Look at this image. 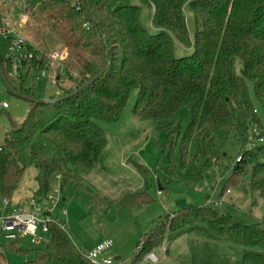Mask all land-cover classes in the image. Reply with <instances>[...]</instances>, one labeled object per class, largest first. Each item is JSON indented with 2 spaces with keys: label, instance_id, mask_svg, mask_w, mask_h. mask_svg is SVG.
I'll return each mask as SVG.
<instances>
[{
  "label": "trees",
  "instance_id": "trees-1",
  "mask_svg": "<svg viewBox=\"0 0 264 264\" xmlns=\"http://www.w3.org/2000/svg\"><path fill=\"white\" fill-rule=\"evenodd\" d=\"M84 1L96 27L79 0L66 5L67 11L54 12L53 2L38 0L28 2L24 9L25 18H31L26 30L34 33L37 44L27 38L34 46H43L49 53L52 45L60 43L68 51L66 61L57 68L56 83L63 71L75 88L61 90L46 103L31 102L27 118L6 134L0 146V199L12 197L18 189L26 170L20 149L35 134L57 150L51 153L42 141L31 143V159L40 171L36 201L48 203V182L54 175L62 186L72 182L86 190L74 170L90 169L99 161L108 144L99 123L118 121L133 90L138 91L133 114L141 120L172 125L177 112L186 107L190 123L184 137L193 136L195 129L199 146L206 148L208 143L212 147L213 140L235 130L242 151L223 191L239 186L251 173V192L264 198V141L246 147L251 129L264 136L248 84H253L255 99L264 108V0ZM142 4L153 9L156 32L150 33L141 24ZM174 40L190 47L189 54L177 57ZM103 52L104 74L73 94L101 71ZM47 60L45 56L35 62L33 71L43 69ZM0 66L11 81L4 53ZM25 78L20 81L24 83ZM169 134L174 136L173 130ZM140 169L145 172L143 166ZM125 197L120 196L119 202L124 203ZM49 227L47 246H34L28 252L33 257L23 264H88L60 221ZM189 233L201 240L191 243V257L182 264H264V216L247 224L206 206L184 207L158 219L141 235L133 264L166 241ZM18 242L11 243L17 247Z\"/></svg>",
  "mask_w": 264,
  "mask_h": 264
},
{
  "label": "rangeland",
  "instance_id": "rangeland-1",
  "mask_svg": "<svg viewBox=\"0 0 264 264\" xmlns=\"http://www.w3.org/2000/svg\"><path fill=\"white\" fill-rule=\"evenodd\" d=\"M8 2L9 0H0L1 16L10 18L13 24H17V29L22 34L24 32L26 38L37 44L34 33L26 30V24L31 18H23L22 3L7 5ZM51 5L54 12L68 10V4L61 1ZM141 7V24L150 33L156 32L152 22L153 9L143 4ZM29 27L32 29V25ZM189 27L193 40L194 29L190 14ZM39 47L46 50L43 46ZM57 48L66 50L60 43H56L49 48V52L52 53ZM190 50V47L174 40L177 57L189 54ZM3 52L4 49H0V55ZM65 52L68 53L67 50ZM56 64L52 63L47 75L40 79L30 74L25 75L27 77L24 83L14 78L9 81L10 85L20 95L49 101L52 96L61 93V90L75 88L63 71L60 82L56 83L59 63L57 67ZM239 66L238 64L237 70ZM248 84L264 131V108L255 99L253 84ZM21 88L30 93L26 94ZM137 92L133 90L130 93L118 121L99 123L108 139L99 161L90 169L74 170L75 176L85 182L86 190H79L72 182L62 186L59 176L56 175L49 179L48 195L54 200L50 201V206L54 209L51 219L60 221L65 226V231L74 244L84 253H88L96 243L110 239L113 246L109 251V258L115 259L119 256L120 264H133L134 252L141 235L150 231L158 219L181 208L206 206L228 213L233 219L247 224L262 219L264 198L251 192V173L244 177L239 186H231L229 190L223 191L226 179L231 174V166L242 151V143L236 131H228L224 138L213 140L212 147L208 143L206 148L199 146L195 129L191 131L193 136L184 137L190 123V113L186 107L177 112L172 125L162 120H141L133 114ZM2 102L7 103L8 107L0 106V146L5 144L6 134L27 118L32 107L30 101L10 92L0 77V103ZM171 130L174 136H170ZM260 136L264 139L262 134ZM253 137L251 129L247 148ZM34 141L44 142L40 134H35L20 149L26 170L12 197H4L11 207H25L35 199L40 171L31 159L30 148ZM44 143L51 153H56L57 150L52 144L46 141ZM140 165L144 167V173ZM122 195L126 196L124 203L118 200ZM104 196L108 198L105 200ZM1 232L0 228V264H23L25 260L33 257L28 252L34 246L44 248L50 241V235L43 233L42 228L38 227L36 236L40 239L39 244H33L32 236H26L20 238L17 247H14L11 242L18 240H9ZM196 240H201L196 234H184L174 241H166L150 253L157 257L159 262L156 264H182L190 259V245ZM150 253L137 264H153L148 259Z\"/></svg>",
  "mask_w": 264,
  "mask_h": 264
},
{
  "label": "built area",
  "instance_id": "built-area-1",
  "mask_svg": "<svg viewBox=\"0 0 264 264\" xmlns=\"http://www.w3.org/2000/svg\"><path fill=\"white\" fill-rule=\"evenodd\" d=\"M30 1L37 0H9L7 5L22 3L24 11L27 3ZM38 1L42 3L61 1L62 3L70 5L73 4L74 0ZM0 46V49H4V58L9 64V76L12 79L16 78L20 80L22 76H29L30 74H32L34 78L36 76L37 79H40L47 75L52 63H59V66H62V62L68 57V53L65 52L66 50L63 51L60 48L53 49L52 53H46L45 50L34 46L32 42L17 29V24H13L10 21V18H3L0 24ZM45 56L48 60L43 64L44 68L37 73L34 72L33 65L35 62L40 63ZM0 106L7 108L8 104L2 102ZM253 133L254 137L253 140L249 141V148L254 147L258 142L261 143L264 141L258 131L253 130ZM47 201L48 203L44 204L33 199L31 203L26 204L25 207H11L7 204L5 198L0 199V228L3 236L9 240H19L26 236H32V243L39 244L40 239L36 236L37 228L41 227L43 233L49 234V224L55 222L51 219L54 209L50 206V201L54 202V200L48 195ZM112 246L113 242L110 239H106L97 244L88 253L83 252V256L88 261V264H120V261L111 259L107 255ZM148 259H150L153 264L158 262L157 257L151 253Z\"/></svg>",
  "mask_w": 264,
  "mask_h": 264
},
{
  "label": "water",
  "instance_id": "water-1",
  "mask_svg": "<svg viewBox=\"0 0 264 264\" xmlns=\"http://www.w3.org/2000/svg\"><path fill=\"white\" fill-rule=\"evenodd\" d=\"M79 1L82 3L83 7L86 9L87 13H88L89 16H90V19H91L93 25L96 27L95 20H94L93 16L90 14V12H89V10H88V8H87V6H86L85 1H84V0H79ZM105 69H106V56H105V52H103V67H102L101 71H100L98 74H96L94 77H92L89 81H87V82L83 85V87H81L80 89H78V90H77L76 92H74L73 94L80 92L84 87H86V86H88L89 84H91V83L95 82L96 80H98V79L104 74ZM0 77H1V79L3 80V82L5 83L6 87H7V88H8L13 94H15V95H17V96H20V97H22V98H24V99H26V100H28V101H30V102H35V103H46V102H49V101H50V100H49V101H41V100L33 99V98L29 97V96L20 95L19 92H17L16 90H14V89L11 87L9 80H8L7 77L5 76L3 70L1 69V66H0ZM71 95H72V94H71ZM68 97H69V96H65V98H68ZM116 260H119V258H116Z\"/></svg>",
  "mask_w": 264,
  "mask_h": 264
},
{
  "label": "crops",
  "instance_id": "crops-1",
  "mask_svg": "<svg viewBox=\"0 0 264 264\" xmlns=\"http://www.w3.org/2000/svg\"><path fill=\"white\" fill-rule=\"evenodd\" d=\"M4 3H5V1H4ZM4 3H3V4H4ZM23 14H24V13H23ZM1 17H2V19H3V16H1ZM23 18H25L24 15H23ZM32 44H34V43H32ZM55 67H57V64H56ZM58 67H59V65H58ZM88 181H91L90 178H88ZM38 188H39V186H38ZM37 190H38V189H37ZM37 190H36V191H37ZM35 194H36V192H35ZM62 226H63V228L65 229V226H64V225H62ZM99 243H100V242H98V243H96V244H99ZM93 248H94V247H93ZM93 248H92V249H93ZM109 254H110V253H109V251H108L107 255H109ZM116 258H119V260L121 259L119 256H116L115 259H116ZM119 260H118V261H119ZM158 262H159V261H158Z\"/></svg>",
  "mask_w": 264,
  "mask_h": 264
}]
</instances>
